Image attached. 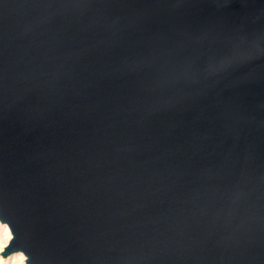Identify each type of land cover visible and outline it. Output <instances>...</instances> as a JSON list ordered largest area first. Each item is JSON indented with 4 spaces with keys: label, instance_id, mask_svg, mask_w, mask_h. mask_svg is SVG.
<instances>
[{
    "label": "water",
    "instance_id": "obj_1",
    "mask_svg": "<svg viewBox=\"0 0 264 264\" xmlns=\"http://www.w3.org/2000/svg\"><path fill=\"white\" fill-rule=\"evenodd\" d=\"M2 255L264 264V0H0Z\"/></svg>",
    "mask_w": 264,
    "mask_h": 264
},
{
    "label": "rangeland",
    "instance_id": "obj_2",
    "mask_svg": "<svg viewBox=\"0 0 264 264\" xmlns=\"http://www.w3.org/2000/svg\"><path fill=\"white\" fill-rule=\"evenodd\" d=\"M12 237L6 224L0 221V251H3ZM25 255L22 252H12L2 255L0 253V264H25Z\"/></svg>",
    "mask_w": 264,
    "mask_h": 264
}]
</instances>
